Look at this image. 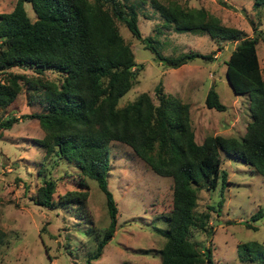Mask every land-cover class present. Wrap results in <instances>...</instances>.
<instances>
[{"label": "trees", "instance_id": "16d2710c", "mask_svg": "<svg viewBox=\"0 0 264 264\" xmlns=\"http://www.w3.org/2000/svg\"><path fill=\"white\" fill-rule=\"evenodd\" d=\"M25 2L31 4L34 20L27 15ZM146 3L159 13L166 29L207 34L218 46L235 42L223 62L233 92L247 94L249 99V121L240 139L211 135L197 143L190 104L167 96L161 85L155 90L157 104L146 92L120 104L144 66L135 61L129 36L124 37L121 28L144 48L152 49L137 24L138 10ZM253 4L262 7L264 0ZM257 43V35L249 37L241 29L222 24L203 7L178 0H16L10 12H0V109L14 105L26 86L43 92L42 110L24 115L37 119L43 130L38 148L43 156L55 155L78 168L79 188L55 198V182L47 179L32 200L49 209H74L86 219L87 180L95 181L105 197L108 223L94 236L95 245L85 264L100 258L117 223V206L107 180L112 141L126 144L154 173L172 179V207L161 216L165 229L158 251L160 264H213L211 249L192 239L196 230L212 234L208 214L195 213L198 190L216 188L219 178L225 183L220 152L241 159L264 175V80ZM154 54L157 61L171 68L208 56L186 52L169 57L156 50ZM13 68L30 69L33 74ZM47 72L54 73V78ZM204 103L216 111L226 108L213 87ZM17 119L0 120V130L10 128ZM261 215L259 209L251 217ZM3 236L0 230V245ZM263 256L264 246L255 242L240 245L242 262L264 260Z\"/></svg>", "mask_w": 264, "mask_h": 264}, {"label": "rangeland", "instance_id": "374dc122", "mask_svg": "<svg viewBox=\"0 0 264 264\" xmlns=\"http://www.w3.org/2000/svg\"><path fill=\"white\" fill-rule=\"evenodd\" d=\"M178 1L203 7L222 24L241 29L249 37L257 35L256 49L264 80V6L255 8L254 0ZM15 2L0 0V12H10ZM24 7L34 20L36 14L31 4L25 2ZM161 19L150 3L138 10L139 31L142 37H147L146 43L152 49L144 48L121 28V34L129 36L127 41L135 61L144 66L137 83L120 98V104L134 100L142 92L148 93L157 104L155 90L161 85L167 96L190 104L197 143L211 135L240 139L249 121V99L247 94L233 92L223 62L235 42H222L218 46L207 34L166 29ZM154 50L169 57L186 52L208 56L171 68L155 59ZM13 70L33 74L30 69ZM46 74L49 78L55 76ZM210 87L217 91L225 110L206 107L204 99ZM43 105V92L26 86L14 105L0 109V120L18 118L10 128L0 130V230L4 234L0 264H85L95 245L94 236L108 223L105 197L93 180H87L90 188L86 219H81L74 209L63 206L49 209L32 200L36 189L47 179L55 182V198L79 188L75 163L55 155L43 156L37 145L43 130L37 119L24 117L40 112ZM109 149L107 180L117 206V223L102 255L91 263L160 264L158 251L164 242L161 231L165 229L161 216L172 207V179L154 173L124 143L112 141ZM220 160L221 172H226L225 183L219 178L216 188L201 187L195 208L196 214H208V230L212 234L196 230L192 239L211 249L213 264L264 263L263 259L242 262L239 257L241 244L255 242L264 246V175L223 152ZM259 209L262 215L252 218Z\"/></svg>", "mask_w": 264, "mask_h": 264}, {"label": "water", "instance_id": "95a60500", "mask_svg": "<svg viewBox=\"0 0 264 264\" xmlns=\"http://www.w3.org/2000/svg\"><path fill=\"white\" fill-rule=\"evenodd\" d=\"M229 54V53H228Z\"/></svg>", "mask_w": 264, "mask_h": 264}]
</instances>
